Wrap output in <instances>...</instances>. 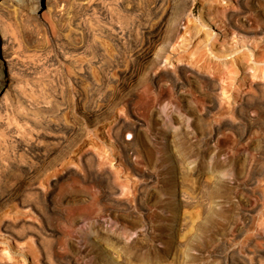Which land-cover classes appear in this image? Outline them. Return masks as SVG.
I'll list each match as a JSON object with an SVG mask.
<instances>
[{
	"label": "rangeland",
	"instance_id": "1",
	"mask_svg": "<svg viewBox=\"0 0 264 264\" xmlns=\"http://www.w3.org/2000/svg\"><path fill=\"white\" fill-rule=\"evenodd\" d=\"M28 1L0 0V264H264L262 113H237L264 0Z\"/></svg>",
	"mask_w": 264,
	"mask_h": 264
},
{
	"label": "bare ground",
	"instance_id": "2",
	"mask_svg": "<svg viewBox=\"0 0 264 264\" xmlns=\"http://www.w3.org/2000/svg\"><path fill=\"white\" fill-rule=\"evenodd\" d=\"M4 1H8V0H4ZM188 2H187V4H188V7H187V5L186 6H184L183 8H182V6H181V10L183 11V14L182 13H180L181 15H183V16H187V17H189L190 16V14L192 13V9H193V6H194V4H195V0H187ZM209 1V0H208ZM222 1V0H221ZM18 2H21V3H24V0H18ZM214 2H218V1H215L214 0ZM214 2H212V4L214 3ZM216 3H214V5H217ZM221 3V2H220ZM220 3H219V5H220ZM240 4H243V0H240ZM27 5H31V3H30V1H28L27 0ZM221 6V5H220ZM219 6V7H220ZM223 6V5H222ZM226 6V5H225ZM218 7V6H217ZM259 7V6H258ZM190 9V10H189ZM223 10H225V9H223ZM226 11V10H225ZM225 11H220V9H215V8H213V6H212V8H210V6H209V9H208V12H207V15H208V20H210V23H212V22H214L215 21V17H217V16H219L220 14H223L222 15V17L223 16H226V12ZM263 11V10H262ZM189 13V14H188ZM237 14L238 13H234V12H229L228 14H227V17H229V19L228 20H230L232 23H234L235 24V21H234V19L237 17ZM238 15H240V13L238 14ZM241 16V15H240ZM239 16V17H240ZM219 17H221V16H219ZM246 18V17H245ZM241 19H244V18H241ZM238 20V19H237ZM182 21V18H180V20L176 23V25L173 27V29H172V34H170V37L168 38L167 36H164V38L165 37H167L169 40H171V42H172V40H173V36H174V38L176 39V37H175V35H176V33L178 32V31H180L179 30V27H181V25H180V22ZM237 22H239V21H237ZM236 22V23H237ZM182 23V22H181ZM242 24H243V22H241ZM214 24V23H213ZM240 24V23H239ZM240 27V26H239ZM172 28V27H171ZM241 28V27H240ZM0 30H1V28H0ZM241 30H242V28H241ZM170 31H171V29H170ZM249 32V31H248ZM169 33H171V32H168V34ZM240 33V32H239ZM251 33V32H250ZM258 33L262 36H264V27H260V29L258 30ZM178 34V33H177ZM257 34V33H256ZM259 35V36H260ZM255 36V35H254ZM2 37H3V43L1 42V40H0V56H1V52H3V55L2 56H4V57H7V56H9V52H8V43H9V38H8V36L6 35V34H4V32H2ZM166 38V39H167ZM163 40H165V39H163ZM158 41H160V40H157V43H158ZM168 41V40H167ZM166 41V42H167ZM161 42V41H160ZM162 42H165V41H162ZM159 44V43H158ZM166 44V43H165ZM165 44L164 45H162V46H165ZM168 44V43H167ZM223 45V44H222ZM166 47V46H165ZM165 47H163V48H160L161 50V54L159 53V59H162V57H163V55H165L166 54V50H165ZM233 55V54H232ZM220 56V55H219ZM218 56V57H219ZM229 56H230V54H229ZM236 56V55H235ZM238 56V55H237ZM224 57V56H223ZM157 58V57H156ZM155 58V59H156ZM220 58V57H219ZM237 58V57H236ZM245 58V57H244ZM257 58V57H256ZM6 59V58H5ZM239 59V58H238ZM247 59V58H246ZM254 59H255V57H254ZM231 61V60H230ZM255 61V60H254ZM229 62V61H228ZM255 62H257V61H255ZM247 63V62H246ZM254 63V62H253ZM257 63H259V62H257ZM250 64H251V62H250ZM226 65H227V63H226ZM0 66L3 68V70L7 73V72H11V69H12V67H11V61L10 60H8V59H6L5 60V63L3 62V61H0ZM248 66V65H247ZM251 67H252V65H251ZM256 67V66H255ZM6 78H8V75H6ZM11 78V77H10ZM258 89H260V88H258ZM263 89H264V87H263ZM262 89V90H263ZM257 90V89H256ZM262 90H260V92H262ZM252 92H250V93H248V92H246V96H244V97H242L240 100V105H239V108H238V112L237 113H240V115H242V118L244 119V120H247L248 122H249V125L251 124L252 125V123L253 122H255V121H258V120H255V119H257V117L256 118H253V117H251L248 113V110H252L253 108L254 109H257V111L259 110L261 113H262V119H260L262 122L261 123H259V124H261V126L260 127H264V100H263V97H261V98H259L258 96H257V94L259 93L258 91H256V94L254 93V94H251ZM227 94V93H226ZM264 94V93H263ZM259 95H261V94H259ZM229 98H231V95L229 96ZM227 99V98H226ZM231 102V101H230ZM248 112V113H247ZM260 113V114H261ZM260 114H258V116L260 117L261 115ZM175 118L176 117H173L172 118V120L173 121H178V119L176 118V120H175ZM255 120V121H254ZM221 122V121H220ZM258 122H260V121H258ZM254 124V123H253ZM224 125L226 126L227 124H225L224 123ZM223 125V126H224ZM248 125V126H249ZM221 126V125H220ZM224 126V127H225ZM222 127V126H221ZM223 127V128H224ZM131 129H133L135 132H137V128H136V126H131ZM222 129V128H221ZM264 136V135H263ZM263 138V137H262ZM163 140H165L166 142L164 143V145H166L167 147H165L167 150H171L172 148L170 147L171 145L169 144V139L168 138H165V139H163ZM257 142V141H256ZM259 143H261V142H258V144ZM125 145H129V143H124ZM262 145V147L261 146H258L257 144H255L254 146H253V148L254 149H257V151H258V153H259V155L262 157V158H264V144H261ZM252 146V145H251ZM171 148V149H170ZM257 153V154H258ZM264 161V160H263ZM236 168V167H235ZM235 168L233 169V170H235ZM236 172V171H235ZM234 172V173H235ZM234 173H233V178H230V179H228L227 181H225L226 183H228L229 185H231V186H235V184L237 183V181L238 180H235V177H234ZM238 173V172H237ZM253 174V173H252ZM239 184V183H238ZM182 188V187H181ZM183 192V190H181V193Z\"/></svg>",
	"mask_w": 264,
	"mask_h": 264
}]
</instances>
